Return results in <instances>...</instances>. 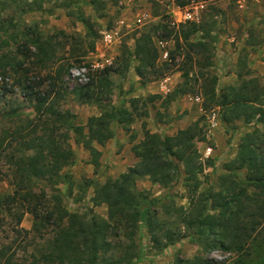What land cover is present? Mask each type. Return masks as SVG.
I'll return each instance as SVG.
<instances>
[{"label": "rangeland", "instance_id": "rangeland-1", "mask_svg": "<svg viewBox=\"0 0 264 264\" xmlns=\"http://www.w3.org/2000/svg\"><path fill=\"white\" fill-rule=\"evenodd\" d=\"M89 1L82 0L84 5L80 10L97 24L94 29L98 38L95 51L80 58L79 55L87 49V43L82 39L85 29L79 21L76 0H0V56L7 53L28 69L32 61L24 55L26 49L34 51L28 39L35 34L49 38L57 47V57L65 58L67 70L63 80L72 92L96 76L95 70L119 68L123 51H132L136 36L144 30L152 31L155 44L162 40L168 53L174 50L176 34L165 36L162 24L173 26V22L179 20L175 26L177 31L189 32L190 24L194 22L182 21L181 15L193 2L203 3L204 9L196 23L200 31L191 35L190 41L205 38L208 50L192 54L189 58L181 40L184 48L176 51L174 60H170L169 55L165 58L163 51H159V66L167 64L170 71L164 77L150 76L143 83L132 67L125 74L111 73L110 88L105 90V94L108 91V100L104 95L100 106L79 104L73 94L67 95L62 108L75 115V125L85 126L90 117L99 116L108 107L106 104L134 110L135 120L129 131L113 123L114 138L104 146L95 145L101 151L96 168L91 164L89 152L70 133L68 140L74 151V163L61 172L58 184L53 185L46 178L36 180V193L45 192L48 196L60 193L63 206L69 211L87 213L93 210L107 218L106 205L93 206L94 191L109 180L119 179L138 162L133 147L143 140L144 133L172 136L198 122L204 137L195 144L203 171L197 175L195 194L185 187L187 182L182 167L181 174L168 186L152 184L148 178L136 182V189L144 198L142 205L147 206L160 223H165L166 228L175 232L176 241L164 249H156L145 227L132 231L131 228L116 226L110 236L113 253L105 258L116 260L133 256L140 258L138 264H175L177 259L193 261L196 258L212 264H264L263 219H257L261 229L250 240L225 243L227 249L221 242L215 244L212 233L208 238L209 246L204 249L198 244L194 231L182 223L193 196L197 200L200 193L218 190V178L228 173L224 166L236 158L241 137L255 129L260 131V135L264 134V125L255 119L247 121L241 118L231 123L223 119L224 100L235 99L230 94V86L239 87L243 78H255L264 87V0H101L98 12ZM101 14L103 16L98 17ZM108 34L113 35L111 40L106 38ZM78 57L82 61L78 62ZM135 64L133 62L132 66ZM4 69L0 68V94L7 92L2 101L4 111L16 109L24 116L32 117V103L16 88L11 66ZM186 72L189 73L187 78L184 77ZM239 72L242 79L238 77ZM41 75L45 76V73ZM181 88L188 93L182 94ZM197 97L200 99L198 102L195 101ZM12 122L0 120V128L18 123ZM262 139L257 147L264 155ZM236 174L240 180H245V171H236ZM13 192L14 187L7 180L0 181V197ZM248 194L258 198L259 191L250 189ZM249 204L254 206L253 202ZM14 211L9 207L0 209V244L9 246L16 258L27 260L32 254L39 253L47 235L44 239H33V234L18 237L9 226ZM32 226V214H24L20 227L30 231Z\"/></svg>", "mask_w": 264, "mask_h": 264}, {"label": "trees", "instance_id": "trees-1", "mask_svg": "<svg viewBox=\"0 0 264 264\" xmlns=\"http://www.w3.org/2000/svg\"><path fill=\"white\" fill-rule=\"evenodd\" d=\"M89 4L98 12L102 1L90 0ZM82 5V0H76L79 21L85 29L82 39L87 43V49L79 55L80 58L95 51L98 38L94 29L97 24L81 12ZM162 28L167 37L176 34L175 49L168 53L170 60L175 59L176 51L184 48L181 40L189 58L192 54L208 50L205 38L190 41V36L200 31L196 23L190 24L189 32L177 31L170 23L162 24ZM153 37L151 30L140 32L135 38L133 50L123 51L119 68L95 70L96 76L91 77L87 84L75 87L72 92L63 80L67 70L65 58L57 57V47L49 38L35 34L28 39L34 48V51L26 49L24 55L32 61L28 69L7 53L0 56V68L11 66L16 88L32 103L33 109L32 117L24 116L16 109L4 111L2 101L7 92L0 94V120L18 121L16 125L0 128V181L7 180L14 187L11 195L0 197V209H15L9 226L18 237L33 234V239H44L47 235L39 253L32 254L27 260L16 258L9 246L0 244V264H122L123 261L138 264L140 258L133 256L116 260L105 258L113 253L110 236L116 226L131 228L132 231L145 227L156 249H164L176 241L175 232L166 228L165 223H160L157 217L151 215L149 208L142 205L144 198L142 192L136 189V182L148 178L152 184L168 186L181 174L182 167L187 182L185 187L195 194L197 175L203 171L195 144L204 137L198 122L172 136L144 133L143 140L133 147L138 162L119 179L109 180L94 191L93 206L106 205L107 218L93 210L71 212L63 206L60 193L48 196L45 192L36 193L34 189L39 179L46 178L49 183L58 184L61 172L74 163V151L68 140L70 133L89 152L91 164L96 168L101 151L95 145L104 146L114 138L113 123L130 130V124L135 120L134 110L106 104L108 107L99 116L90 117L87 124L81 126L73 123L75 115L62 108V102L67 95L73 94L79 104L100 106L104 95L108 100V91L105 94V90L110 88L109 75L113 72L125 74L131 67L142 83L150 76H166L170 68L167 64L159 66V50ZM76 59L82 61L79 57ZM133 62L137 64L132 66ZM42 72L45 76L41 75ZM188 74L184 73V77L187 78ZM238 77L242 79L241 72ZM229 90L235 99L224 100V122L243 118L247 121L255 119L264 125V87L258 79L243 78L241 86H230ZM179 91L188 93L184 88ZM259 132L255 129L241 137L236 158L224 166L228 173L218 178L217 191L200 193L197 200L194 196L190 199V208L185 211L182 223L188 230L194 231L198 244L204 249L209 246L211 233L215 244L221 242L222 247L227 249L225 243L247 242L261 229L257 219L264 220V155L257 143L263 141L264 134ZM236 171H245L244 181L239 179ZM250 189L259 191L258 198L248 194ZM249 202H253L254 206L251 207ZM26 213L33 216L30 231L20 227ZM175 264L212 263L196 258L193 261L177 259Z\"/></svg>", "mask_w": 264, "mask_h": 264}, {"label": "built area", "instance_id": "built-area-1", "mask_svg": "<svg viewBox=\"0 0 264 264\" xmlns=\"http://www.w3.org/2000/svg\"><path fill=\"white\" fill-rule=\"evenodd\" d=\"M203 9H204V4L203 3H201V2L194 3L193 2L191 4V6L189 8H187V9H185L183 14L181 15L182 21H184V22H194V23L199 22L200 17H201V12L203 11ZM138 22L140 23L141 20L139 19ZM180 22H181V20H180ZM178 23H179V20H175V22H173V25L176 26V25H178ZM106 38L108 40H111L113 38V35L108 34L106 36ZM156 46H157V48H158V50L160 52L163 51V56L166 58L168 56V52L166 50H164L165 43L162 40H158L156 42ZM199 100L200 99L198 97L195 99L196 102H198ZM214 121H216L215 116H213V118H212V122H214Z\"/></svg>", "mask_w": 264, "mask_h": 264}]
</instances>
